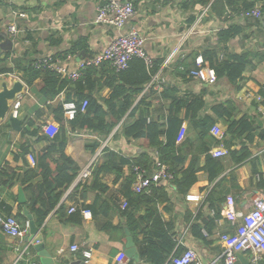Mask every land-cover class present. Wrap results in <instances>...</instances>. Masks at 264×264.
<instances>
[{"label":"crops","instance_id":"1","mask_svg":"<svg viewBox=\"0 0 264 264\" xmlns=\"http://www.w3.org/2000/svg\"><path fill=\"white\" fill-rule=\"evenodd\" d=\"M107 1L0 0V54L11 53L8 59L11 64L17 57H25L28 60L51 59L54 64L62 63L68 69L75 70L80 61L102 52L119 33V30L114 26L95 22L98 7ZM132 1L135 5V14L121 32L131 29L138 30L145 38L147 55L153 61L162 60L160 71L153 76L144 91L137 96L133 106L138 104L144 94L152 88L156 95L153 94L149 98V101L152 102L150 105L151 116L155 120H162L167 114L170 101L163 100L158 95L164 86L173 85L180 90L182 95L199 94L206 91V106L202 115L216 117L213 112L215 105L235 101L239 115H249L259 127L258 135L250 144L252 157L236 170L239 187H232L233 183L231 184V182H226L222 187L223 190L229 189L230 191L220 208L223 218L217 220V226L211 232L202 228V237L198 235V230H194L192 227L193 224L203 226L202 219L214 215L213 209L208 207L205 200L215 183L209 182L208 175L204 170L199 172L198 181L191 187L187 195L178 193L177 189L168 182L166 185L170 201L168 204L159 205L164 220L172 223L177 239L184 250L188 248L195 250L200 262L204 264H225L224 244L220 235L234 233L236 229L233 227L235 225L223 213L227 207L228 196L235 199L239 209L248 212L252 206H249V209L246 206L253 204L255 199L264 195V191L256 187L258 176L253 174L255 163L258 170H264V98L261 95V91L264 89V62L244 72L243 79L239 83L240 89L224 78L218 79L214 84L192 76L187 79L181 78L173 70L176 61L194 51L199 52L217 45L218 32L238 21L240 17L234 18L227 15L217 18L210 8V11L201 18L202 10L205 7L202 8L200 4L194 5L192 0ZM251 1L256 2L255 7L260 9L263 7V0ZM15 11H20L24 15L15 19ZM262 14L258 23H255L254 18L242 23L243 33L229 42L230 51L242 53L245 50H264V11ZM14 21L19 29L17 34H12L9 30L10 24ZM82 39L87 41L86 49L64 55ZM107 74L106 69L101 68L99 73L94 75L96 80L94 96L102 104L103 100L108 98L112 92L109 86H103ZM16 81H21L24 84V89L12 102V111L14 112V104L19 101L17 117L21 120L22 127L23 121L27 122L28 119H33L37 125L50 123L55 124L58 129L59 124L54 119L52 108L65 100L67 92H72V86L68 87L67 91H63L56 99L45 102L38 95L42 80L37 79L33 86L29 87L23 81L22 73L16 72L0 75V90H3V83L12 87ZM133 119L126 115L107 139H99L97 134L89 131L69 132L65 151L80 167L79 174L42 226H38L36 223L40 229L38 235L42 237L45 249L51 253L57 264H69L75 260H82L87 264H117L120 255L125 254L128 233L131 235V232L126 226L125 217L121 214L123 203L126 201L121 193L123 178L116 181L114 173H104L101 175V180L107 185L106 190L101 191L90 187L85 190L84 185H91L93 174L85 180L81 179L79 175L89 166L93 171L103 159L105 148L128 159L136 158L144 152H149L152 157L157 158L156 151L147 147L146 140L127 139L122 134L123 126L132 122ZM216 126L225 131V126L221 122H217ZM184 128L186 129L184 138L194 136L188 120L184 122ZM184 138L181 140H185ZM25 141L26 139L21 136V131L14 130L8 120H0V213L3 216L17 218L21 207V213L26 217L25 227L23 226L24 222L17 219L27 230L26 236L21 239L5 234L0 227V264H16L19 252L25 247H28V260L22 264H42L39 251L35 247L36 244L27 240V236L29 237L27 214H31L35 220V215L27 206V202L33 192L37 193L38 185L42 181V173L38 172L30 180L28 178L32 175L28 171L36 165L31 162L29 156L33 155L37 158L47 142L30 139L33 150L22 155L21 146ZM96 142H100V146L95 152H92V146ZM219 146H214L211 150ZM53 157H58V154H53ZM54 158L48 159L53 170L57 167ZM202 159V164H204V158ZM224 164L226 168L224 174L235 168L228 155L224 156ZM130 171V165L123 166L124 176L129 175ZM16 177L19 180L15 185H6V182ZM21 180H26V182L22 183ZM28 185H33L32 189L27 190ZM19 187L24 192L25 203H20ZM188 195L201 199L190 200ZM60 206H64L62 214L59 211ZM72 206H76L78 210L70 213L69 209ZM84 206L91 210L92 216L89 219H86L82 214L81 209L85 208ZM199 211L202 212V215L198 219L196 215ZM142 213L145 211L142 210ZM109 223L111 224L110 230H106L105 225ZM75 244L80 248L76 252L71 251V246ZM83 251H92V257L85 259ZM240 254L243 260L238 258L235 264H252L250 251H242ZM262 257L261 262L263 263L264 254ZM130 259L133 258L127 257L126 260Z\"/></svg>","mask_w":264,"mask_h":264},{"label":"trees","instance_id":"2","mask_svg":"<svg viewBox=\"0 0 264 264\" xmlns=\"http://www.w3.org/2000/svg\"><path fill=\"white\" fill-rule=\"evenodd\" d=\"M192 2L194 5L200 4L202 8L209 5L217 18L228 15L234 18L240 17V19L218 32L217 45L180 57L174 65L175 74L184 79L192 78L191 71L198 68L196 59L201 54L204 66L214 69L217 79L224 78L240 89L239 83L243 79L244 72L264 62V50H245L237 53L230 51L229 42L243 33L242 23L245 20L253 19L244 17L243 14L254 9L256 2L251 0H192ZM261 11H264V0ZM258 20L254 18L255 23H258ZM86 48L87 41L82 39L64 55ZM10 54L9 52L0 54V75L21 72L23 81L29 87L33 86L37 79H41L42 84L38 89V95L43 101L56 99L72 86V92H67L65 100L52 108L54 119L59 124L53 135L44 131L50 123L37 125L33 119L23 121L21 136L26 141L21 146L22 155L32 152L30 139L47 142L42 152L35 158V167L28 171L32 175L28 178L30 180L38 172L42 173V181L38 185L37 193L33 192L27 202L38 226H42L47 216L57 207L80 171L76 161L65 151L69 132L89 131L97 134L99 139H107L126 115L134 119L123 126L122 134L127 139L146 140L147 147L156 151L157 158L152 157L149 152H144L136 158L128 159L105 148L103 159L92 171L91 185H84V189L90 187L101 191L106 190L107 185L101 180V175L104 173H114L116 181L123 178L121 193L126 199L127 206L121 210V214L125 217L126 226L131 232L140 255V262L130 259L127 264H171L174 258L180 257L186 251L179 244L174 226L164 220L159 208L160 204H168L170 201L167 183L153 184L148 190L135 193L132 190L135 166H141L151 172L158 163L165 165L173 176L170 183L182 195L188 194L191 187L198 181L199 172L204 170L209 182L215 183L205 200L208 207L213 209L214 215L204 217L203 226L193 224L192 227L198 230L199 236L203 237L202 228L211 232L217 226V220L223 218L221 205L230 191L229 189L225 191L222 187L226 182L233 183L232 187H239L236 170L252 157L250 144L258 135L259 129L252 117L247 114L239 115L235 101L215 105L213 112L216 117L202 115L206 106V91L182 95L176 86L166 85L158 96L170 101L167 114L162 120H155L150 112L152 102L149 98L153 94L156 95L152 88L144 94L138 104L133 105L137 96L160 71L162 60H154L153 65L148 66L144 59L134 57L128 67L120 71L105 62L100 67L86 68L79 79L72 80L49 67L43 59L28 60L25 57H17L11 64L8 61ZM49 63L54 62L50 59ZM101 68H105L108 73L103 86H109L112 90L110 96L103 100V104L94 96L96 87L94 75L98 74ZM261 95L264 98V89ZM85 101L87 106L85 111H82L81 107ZM69 102H76L78 105L77 114L72 120L65 117L64 104ZM186 120L189 121L194 136H188L184 138L185 140L179 141ZM217 122L225 126L221 140L212 133ZM219 145H223L235 165V168L226 174H224L226 171L224 156L215 157L211 154V149ZM99 146L100 142H96L91 151L95 152ZM56 153L58 157L54 158L53 154ZM49 158H54L56 161L55 170L50 167ZM202 158H204V164H202ZM127 164L130 165L131 171L129 175L124 176L123 166ZM253 174L258 176L256 187L264 191V170H258L255 163ZM18 180V177L12 178L6 182V185L13 186ZM21 182L25 183L26 180ZM32 186L28 185L27 190L32 189ZM142 210L145 213H142ZM59 211L61 214L64 213V206H60ZM201 215L202 212L199 211L196 218L199 219ZM17 218L24 222L25 227L26 217L21 213V207ZM110 227V223L105 225L106 230H110ZM233 227L236 228V226Z\"/></svg>","mask_w":264,"mask_h":264},{"label":"built area","instance_id":"3","mask_svg":"<svg viewBox=\"0 0 264 264\" xmlns=\"http://www.w3.org/2000/svg\"><path fill=\"white\" fill-rule=\"evenodd\" d=\"M210 11V6H205L201 13V18L204 17ZM135 5L132 0H108L106 3L101 4L97 9V15L95 22L102 25L114 26L119 30V33L113 38L108 46L95 56L83 59L80 61L79 66L75 70L68 69L62 63H49L50 59H43V62L49 64V67L64 75L65 77L77 80L82 76L83 70L88 67H100L103 63L108 62L117 71L126 69L129 62L134 57L142 58L146 61L148 66L153 65V60L147 55L145 50V38L136 29H131L127 32H121L126 23L134 16ZM24 14L20 11H15V19ZM262 11L260 8L247 11L243 14L244 17L261 18ZM9 30L12 34H17L19 29L14 21L9 26ZM197 69L191 71V76L200 79L204 82L214 84L217 82V75L215 70L204 66L203 56L200 54L196 59ZM20 102L14 104V115H18V108ZM87 101L83 102L81 110L85 111ZM65 117L67 119H74L78 111V105L76 102H69L64 104ZM55 124H49L44 128L47 134L53 135L57 131ZM212 133L218 138L222 139L224 131L215 126L212 129ZM186 129L180 133L179 141L184 138ZM211 154L215 157H222L227 155V150L220 145L219 147L211 150ZM33 164L36 163V159L33 155L29 156ZM135 173V179L132 183V190L135 193H141L148 190L151 185L157 183H170L173 176L167 170L165 165L157 164V167L148 172L147 169L141 166H135L133 169ZM92 174V170L86 167L79 175L83 180L89 178ZM190 200H200V197L188 195ZM127 206V202L123 203V208ZM226 209L223 211L224 216L236 226L234 233H223L220 235V239L224 244V262L225 264H235L238 260V253L242 251H250L252 253V264H264L262 263V256L264 254V195L254 200L253 204L247 205L252 208L248 212H244L239 209L235 199L232 196H228ZM77 211L76 206H72L69 212ZM83 216L86 219L91 218V210L88 208L81 209ZM214 212V211H213ZM0 227L2 231L15 238L23 239L27 230L22 227L21 223L15 216H3L0 213ZM180 244V243H179ZM80 248L78 245H72L71 251H78ZM64 252V251H62ZM28 247H25L19 252V256L16 260V264L23 263L28 260L27 255ZM85 259L92 257V251H83ZM124 253L120 255L117 260V264H127L129 260ZM35 264V263H34ZM171 264H204L200 262L198 254L195 250L188 248L180 257H176L172 260Z\"/></svg>","mask_w":264,"mask_h":264},{"label":"water","instance_id":"4","mask_svg":"<svg viewBox=\"0 0 264 264\" xmlns=\"http://www.w3.org/2000/svg\"><path fill=\"white\" fill-rule=\"evenodd\" d=\"M23 89L24 84L21 81H16L12 87H8L6 83H3V90H0V120H8L9 125H11L14 130L19 132L22 131L23 127L21 125V120L15 116L14 112L12 111V102L17 99L18 94L23 92ZM19 196L20 203H25L24 192L21 187H19ZM25 212L27 213V210H25ZM27 215L29 218V237L27 236V240L36 244L35 247L39 251L42 264H57L51 253L45 249V244L42 241V237L38 235L40 229L37 227L32 215L29 213ZM127 240L125 255L128 258H133L136 262H140L138 249L130 233H128ZM238 258L243 260V257L240 253H238ZM69 264L87 263L82 260H75Z\"/></svg>","mask_w":264,"mask_h":264}]
</instances>
